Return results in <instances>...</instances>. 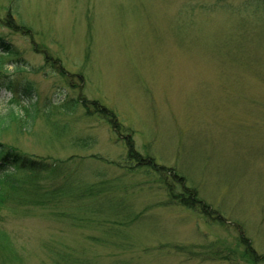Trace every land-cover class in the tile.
<instances>
[{"label": "rangeland", "instance_id": "rangeland-1", "mask_svg": "<svg viewBox=\"0 0 264 264\" xmlns=\"http://www.w3.org/2000/svg\"><path fill=\"white\" fill-rule=\"evenodd\" d=\"M14 1L0 0V38L25 71L9 58L6 76L33 85L38 118L30 130L11 123L0 139L58 171L33 181L52 193L46 206L10 202L1 212L11 246L0 264L263 257L264 0H16L27 34L4 27ZM10 97L0 88V117L31 103ZM94 102L116 114L121 133L87 116ZM130 135L136 153L175 169L211 209L171 200L166 181L178 193L182 185L129 160ZM209 255L234 260L202 261Z\"/></svg>", "mask_w": 264, "mask_h": 264}, {"label": "trees", "instance_id": "trees-1", "mask_svg": "<svg viewBox=\"0 0 264 264\" xmlns=\"http://www.w3.org/2000/svg\"><path fill=\"white\" fill-rule=\"evenodd\" d=\"M6 10L8 13V18L6 20V24H4V27L22 34H27L31 31L30 28L23 24V21L22 23L20 21V14L16 0L11 2L10 5L6 7ZM7 59H9V61H13L12 67L14 73L25 71V67L20 65L19 61L15 62V60L19 59L18 48L12 43L7 42V40L4 38H0V88L11 94L10 103L12 105H19L21 98L25 96L30 99L29 101L31 103L21 110L23 112L19 111V113L15 110V108H12L8 110L6 115L0 117V136L10 127L11 123H16L17 128L19 129L27 128V130H30L34 127L38 118V107L35 97L36 92L33 85L28 81L18 84L13 83V81L6 76L9 69L7 68L6 64ZM91 104H93L94 109L90 108V104H84L87 116L91 117L93 114L100 115L109 124L113 125L114 131L116 133L118 130H120L121 133L118 118L113 111L102 106L100 107L96 102ZM61 107L67 110V112H72L75 110V105L72 104L66 103ZM23 113L27 117L26 121L23 119ZM132 141L133 139L131 135L126 138V145H128L129 150V160H137L139 165L143 167H150L161 176L166 175V179L169 178V176H172V178L176 179L174 182L178 181L182 185V192L178 193L176 191L177 186L173 183V180L166 181V184H168L169 187V197L171 200L190 210L206 212L211 209L210 206H208L206 203H203V201L199 198L197 190L189 187L186 183V180L179 176L175 169L158 166L152 158H148L146 160L143 159L141 154L136 153V148ZM55 164L56 163L47 162L42 159H36L35 157L22 154L16 149L3 143L0 139V214L6 209V205L10 202L19 204L21 202L28 201L36 203V206H46L47 204L45 201L47 199L48 201L52 199V193L46 192L47 195L45 191L40 193L42 189L35 186L33 181L35 178H39L44 174L51 176L56 175L58 170L57 166H54ZM30 183H32L34 186ZM71 189L72 187L65 185L61 191L64 192L65 195H68V192ZM218 220L222 221V223H225L226 221L222 216H219ZM237 231L240 234V244L246 248V253H250L251 256L255 257L256 253L251 247L249 240L246 238L240 226H238ZM10 246L11 244L8 240V237L2 232L0 228V261L5 252H10ZM205 260L230 261L234 259L229 255H209L203 256L202 261ZM254 263L264 264V256H256Z\"/></svg>", "mask_w": 264, "mask_h": 264}]
</instances>
